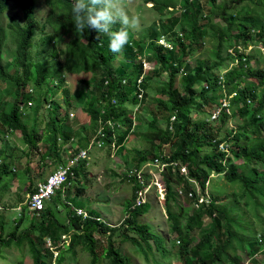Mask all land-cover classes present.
I'll return each instance as SVG.
<instances>
[{
  "label": "trees",
  "instance_id": "obj_1",
  "mask_svg": "<svg viewBox=\"0 0 264 264\" xmlns=\"http://www.w3.org/2000/svg\"><path fill=\"white\" fill-rule=\"evenodd\" d=\"M9 1L0 0V18ZM17 1L24 22L21 23L13 19L12 16H7L6 13L3 19H8L7 23L4 25L3 20L0 22V82H5L8 79L14 83V89L11 93L13 94L12 102H5L0 91V136L3 129L10 133L19 131L24 144L29 145V148L34 145L37 137V117L34 115H36L37 110L34 111L33 107H29L31 115L34 116L31 119L33 125L29 126L30 116L21 109L22 105L36 101L33 97L34 91L26 92L25 89L31 80H33V85L37 87H41L46 78L54 80L57 89L61 91L63 103L65 106H69V90L64 85V73H90L91 80H88L89 77H80L81 81L85 83L87 91L80 92L78 100L84 106L82 111L89 116L91 121L89 129L93 133L97 129H101L108 146H110V138L115 130L118 131L113 140L116 146L121 144V140L131 133L130 120L127 116L128 111L125 108L126 104L134 106L139 104L147 98L148 91H153L162 97L161 99H152L156 107V115L153 114L150 119L144 122L147 131L142 133L149 147L143 154H136L139 156L136 166L140 165L148 155L160 157V151L165 143H170V146H172L173 154L169 156L172 162L169 169L155 173L154 176H157L158 184L161 185L164 192L165 212L171 223V234L179 240V243H181L179 245L183 250L188 235V232L185 231L184 216L186 212H189V208L178 202L177 188L179 185L183 184L184 189L193 190V184L190 181V179H193L203 193L205 181L210 171L221 172L223 170L229 180H239L247 195L250 194L252 198H255V195L259 194L264 197V174H258L257 169L252 166L250 175H246L234 166L236 160H242L243 158L254 162L255 160L262 161L255 147H246L241 144V140L246 139L248 136L237 135L238 139L232 148L234 159L230 158L223 164L218 160L220 153L203 157L198 155L202 143H213L212 140L217 137L216 132L219 131V127L215 128L214 132L209 126L193 124L191 120L193 108L202 109L203 104L217 102L220 95V82L214 71L229 60V57L223 54L225 47L233 41L246 40L247 27H243L240 19L235 14H228L223 7H220L223 19L228 25L227 30L223 32V36H219L207 56L195 57L194 61L189 62L188 58L193 56L196 50H208L209 47L203 45V31L200 28V8L193 1L183 0V10L174 15L176 10L172 9L171 16L167 17L165 21L161 20L159 24L160 31L173 33L177 44L176 51H164L154 42L153 39L158 36V31L155 30L158 23L153 22L150 24L149 29L144 30L145 34H136L130 31L129 43L120 52L121 61L113 66L111 61L115 59V53L109 50L110 37L108 34H97L92 30H85L80 34L75 30L72 22V0H41L42 2L39 5V0H37L36 5L35 0ZM159 2V0H155L154 7L161 16L166 6L164 4L158 5ZM122 3L124 5L125 1L122 0ZM41 6L46 7L45 22L50 28L47 32L43 24L38 25L36 11ZM128 13L138 15L135 12ZM177 21L178 30L182 31L184 39L188 40L187 44L182 39L177 38L173 31ZM119 27L120 25H115L113 30H117ZM63 29L68 30L69 33L68 38L61 42L58 35ZM37 31L39 37L35 39ZM204 35L209 36L208 34ZM8 36L15 40V46L11 48H5L4 46V41ZM44 45H50V57L54 58L61 55L64 57V63L56 68H51L40 60L43 58L39 59L38 49ZM193 48L194 51H192ZM143 59L154 62L151 69L145 74L143 73ZM249 59L250 56H246L245 62L240 60L237 68L228 72L224 83L228 93L236 92L240 99H249L255 113L264 114V86L258 92L259 100H254L256 97L251 85L247 84L241 89L238 87V84L242 82V76L254 77L259 83L263 82L264 84V68L257 65L249 66ZM178 74L179 84L177 86ZM139 77L140 81L137 83ZM203 83L207 84V89L202 86ZM139 90L142 91L140 100L137 99ZM43 101L45 102V99H42ZM197 101L200 102L197 103ZM45 103L47 104V101ZM105 104L107 105L105 106ZM111 104H116L119 107H114ZM47 108L52 110L54 120L47 119L44 128V132H47V134L44 135V141L47 139L52 143L53 148H56V135L60 131V126L57 125L58 130L56 131L54 121L60 124L63 119L58 120L59 107L54 102L50 101ZM240 114H247L246 104L244 109L240 110ZM259 119L260 116L258 119L252 116V123L248 125L251 136L257 140L259 139L257 133L264 128V123H261ZM138 120L140 121V117ZM118 123H123L124 129L122 131L118 130ZM162 123H165V128H161ZM62 134L64 133L62 132L60 135ZM63 139L67 140L68 135L65 134ZM84 140H87V138H84ZM219 141L220 139H216L213 144L216 145ZM258 148L264 152V143L260 144ZM14 150L11 147L9 148L10 153H13ZM4 151L7 152V147L0 150V157L7 155L4 154ZM182 163L187 166V176L181 173ZM80 164L77 163L72 168V174L75 173L77 176L75 168H78ZM0 165L1 185L2 178L9 176L7 174L9 162L6 159ZM79 171L81 170L79 169ZM68 177L69 175L63 178L59 188L68 187L66 184L69 183ZM129 179L136 181L135 188L145 187V183H138L135 173ZM6 182H9V179ZM7 185H2L0 192L6 190ZM32 185V182H30L26 188L32 191ZM134 196L135 194L130 201L125 200V208L134 209ZM193 197H196L195 193ZM187 199L193 201V199ZM173 208H176V211ZM144 209L143 203L135 210L137 214H141ZM231 210H233V205L224 204L222 200L213 199L207 205L203 204L200 208H193L191 212H202L210 218L211 229L208 235L197 240L203 242L208 240L210 234L214 233V229H218L219 240L222 241L217 247L218 253H230L228 263L239 264L242 261L241 251H244L248 257L254 253L255 248L259 245L248 250L251 246L252 235L236 221L235 215L230 214ZM96 214L95 212L91 213V215ZM53 216L54 211L49 206L31 216L32 221L26 234L31 235V231H36L34 236L27 239L33 260L32 264H51L49 251L44 246V239L49 238L54 244L58 241L60 235L68 234L69 244L67 248H69L77 237L76 232L81 233V236H79L81 248L87 250L92 261L98 259L92 230L97 226L101 228H97L98 232H105L106 229H102L104 225L101 222H96L95 219H89V217L81 219L70 212V223L63 226L57 219H52ZM188 219L192 222L194 216L191 215ZM223 221H226V223H223ZM132 222L139 240L143 243L147 244L149 240L153 243L159 242L158 235L154 234L145 222ZM13 240L18 243L21 242V238L16 237L14 233L8 235L5 239H2L0 235V244L3 246L10 245ZM179 253H181L179 256L187 264H196V258H199L200 262H210V258L204 252L197 253L194 246L191 252V254L196 255L194 258L187 255V251ZM201 253L204 254L203 257H200ZM103 256L110 260V264H132L127 256H122L117 252L111 240H108V244L104 247ZM61 260L62 256L59 254L55 258L56 264H60Z\"/></svg>",
  "mask_w": 264,
  "mask_h": 264
},
{
  "label": "rangeland",
  "instance_id": "obj_2",
  "mask_svg": "<svg viewBox=\"0 0 264 264\" xmlns=\"http://www.w3.org/2000/svg\"><path fill=\"white\" fill-rule=\"evenodd\" d=\"M124 7L127 12L137 13L140 17V28L136 31H131L136 34H145V28L149 26L152 22H157L158 20V10L155 9V0H124ZM158 5L178 6L181 5L183 0H159ZM42 1L39 0L38 5ZM207 2V0H204ZM221 2L226 13L236 14L243 27H248L249 31L256 26L259 20L264 17V0H217ZM154 3V5H153ZM37 0H35V5ZM37 5V6H38ZM17 0H10L5 8V11L1 15L0 22L3 20V24L7 23L8 19H3L5 13L7 16H12L13 19L18 20L23 23V14L21 15L20 9L18 8ZM46 7H40L36 11L38 25L43 24L45 31H49V25L45 22ZM216 18L215 21H218ZM236 21V20H235ZM69 31L66 29L61 30L58 35V39L63 42L68 38ZM39 32H36V36ZM209 39H206L204 44L209 47L208 50H196L193 56L188 58V61H194L195 57L207 56L210 48L213 46ZM5 48H11L15 46V40L8 36L4 41ZM193 49L192 51H194ZM51 51L50 45H44L42 48L38 49L39 59L45 62L49 67L56 68L64 63V57L59 55L54 58L50 57L49 53ZM7 53V52H5ZM250 60L248 62L249 66H259L264 68V59L261 57L257 49L251 51ZM121 61V53H115V59L111 61L113 66ZM90 73H64V85L69 90V106H65L62 100V94L60 89H56L54 86L55 81L46 78L41 84V87L33 85V80L29 82L26 92L29 89L33 90V97L35 102L33 103L34 111L37 110L36 125H37V137L34 145L29 148V145L24 144L21 139V133L19 131L10 133L3 129V134L0 138V150H3V144L5 146H10L11 149H15L13 153H10L9 149L7 153H10V161L7 174L10 176L2 178L1 185H7V190H2L0 192V230H2V235L15 230V223L21 214V203L26 199V194L29 190L26 188L30 181L34 184L38 179V173L46 171L45 167L49 169L58 163L54 158H51L53 153V146L48 142H45L44 128L47 123V119H53L54 114L52 110L47 108V104L50 101L54 102L58 107V120L63 119L59 122L54 121V126H56V131L58 130L57 125L60 126V131L58 133L55 144L60 150L67 148L73 153L76 149L87 148L88 145V157L82 162L78 168H75L76 174L69 175V183L67 188L60 187L55 191L53 199L50 202L47 201L46 205L49 206L54 211V216L52 219H57L63 226L69 224L70 212L75 215L80 216L81 219L88 218L95 219L96 222H101L102 229H106L105 232L100 233L97 231V227L92 230V237L95 240V247L98 252V259L92 261L85 249L81 248L79 243L80 232H76V239L73 241L71 246L64 249L58 240L56 243H52L49 239L50 247L58 245V249L55 250L54 255L62 253V260L60 264H110V260L103 256L104 247L108 244V240L113 242L116 247L117 252L122 256H127L132 264H187L183 258H181L182 251H187V255L195 257L196 255L191 254L193 246L197 249V253L204 252L207 257L210 258V262L202 261L199 258L195 259V262L199 264H229L228 256L230 253L220 254L217 251V247L222 243L219 240V230L214 229V233L210 234L208 240L201 241L197 240L200 237L207 236L210 229V218L204 215L202 212H191L193 208H200L203 204L207 205L213 199L218 201L222 200L224 204L233 205V210L230 211L231 215H235L236 221L252 235L251 246L248 250L253 249L256 245L264 242V197L259 194L252 198L250 194L247 195L242 187L239 180H229L224 172H216L214 170L210 171L209 176L206 181L205 187V198L200 202H194L192 200H187L183 195L178 197V202L187 206L189 212L185 213L184 216V226L185 231L188 232L186 237V243L184 250L181 248V243L177 238H174L171 234L170 221L165 212V202L163 199V191L161 185H156V177L154 174L156 172L163 170V164L158 158L157 161H147L140 164V166L135 169V164L138 162L139 156L136 154H143L149 147L148 142L143 138L142 133L146 132L144 122L150 119L153 114L156 115V107L153 98H162L160 95L153 91L147 92V98L140 102L139 109L133 114H127L130 119V134L126 135L122 140L121 144L114 145V137L110 138V145L108 147V142L104 139L105 135L102 133L101 129L98 130L97 135L100 134V140L96 144V139H94V134L89 133L88 130L91 126V121L89 116L82 111V104L78 100V94L80 92H85L86 85L81 81V78H87ZM164 77V74H163ZM162 77V79H163ZM91 80V77L88 78ZM254 81L253 79H251ZM179 84V74L177 75L176 85ZM14 89V83L10 82L8 79L5 82H0V91L5 102H12V91ZM42 99L47 101L42 102ZM200 101H197L199 103ZM107 104H105L106 106ZM26 110V113L30 116L29 126L33 125L31 110L22 108ZM211 107H203L202 109H192L191 120L193 124H205L209 126L212 130L217 127L215 122H210L208 120ZM252 110L248 113V118L250 117ZM47 114V115H46ZM48 116V117H47ZM140 117V121L137 122V117ZM233 121L237 126L241 120L237 116L236 112H233ZM261 123H264V114L260 113ZM137 123V124H136ZM63 124H66L63 126ZM136 124V126H135ZM161 128H165V123H162ZM118 130H123V123L117 124ZM227 129L221 126L219 129L220 137L224 136ZM67 134L68 139L64 140L60 134ZM7 134V135H6ZM248 134V132H246ZM41 136V137H40ZM258 140L255 137L247 138L241 140V144L246 147H255L257 152L260 154L262 161H249L248 159L236 160L235 168L243 173L250 175L251 167H255L259 174H264V152L259 150L258 146L264 143V128L262 131L257 133ZM88 144L85 147L80 146L82 138H88ZM226 142L216 147L213 143H202L198 150L199 157L205 155L212 156L218 153L219 150H224L225 154L220 155L218 160L226 162V158L232 156L230 151V145L232 142L238 139L237 135L230 133L228 136H224ZM213 142V140H212ZM254 143V144H253ZM253 144V145H252ZM222 147V148H221ZM46 150V156L43 155L44 150ZM172 146L170 143H165L162 148L163 155L171 156L173 154ZM4 151V154H7ZM8 155V154H7ZM4 155L0 157V163H4V158L8 156ZM86 162V163H85ZM12 167L15 168L16 174L13 173ZM79 169L81 171H79ZM135 173L137 175L138 183H145V187L142 190L141 199H133L134 209L125 208V200L130 201L132 198L131 194L135 193L139 196L140 188H135L136 181L130 180L129 177ZM181 173L185 174V167H182ZM24 176V180L22 177ZM9 179V182H6ZM16 180V182H13ZM11 184H14L13 189H11ZM193 187V185H192ZM63 189V191H62ZM1 191V190H0ZM185 192H189L185 189ZM67 195L65 196V194ZM144 203L145 209L143 213L137 214L136 208L139 207L138 203ZM132 208V207H131ZM176 211V208H173ZM92 212L97 213L96 215H91ZM29 213V212H28ZM30 214V213H29ZM193 215L194 220L189 221L188 217ZM31 216V215H30ZM145 222L151 229V231L158 235L159 242L153 243L149 240L147 244L139 240L138 235L134 230L133 222ZM29 222V218L25 216V220L20 228L16 229L21 231ZM226 223V221H223ZM19 227V226H18ZM101 229V228H100ZM256 230V231H255ZM63 245L67 244V238L63 239ZM69 244V242H68ZM50 253V251H49ZM51 257L52 254L50 253ZM242 261L239 264H263L264 262V244L257 246L254 253L250 256H246L244 251H241ZM204 254L201 253L200 257ZM32 257L29 251V246L20 245L6 247L0 244V264H32ZM53 264H56L52 260ZM196 263V264H197Z\"/></svg>",
  "mask_w": 264,
  "mask_h": 264
},
{
  "label": "clouds",
  "instance_id": "obj_3",
  "mask_svg": "<svg viewBox=\"0 0 264 264\" xmlns=\"http://www.w3.org/2000/svg\"><path fill=\"white\" fill-rule=\"evenodd\" d=\"M172 9L176 10L174 12V15H175V13L177 12V9L173 6L170 8V12ZM71 12H72V16H73L72 22L74 24L76 31H78L80 34H82L85 30H92V31H95L97 34H100V33L108 34L110 37V39H109V50L113 53L121 52L123 50L124 46L129 43L130 30L136 31L140 28V17L138 15H130L127 12L126 8L124 7L122 0H72ZM115 25H120V27L117 30H113V26H115ZM173 31L175 32L177 38L182 39V41L185 44L188 43V40L184 39L182 31H179L178 28L175 26L173 28ZM258 33H259V35H258L256 40L246 39L244 41V40L240 39L238 41H233L232 43H230L228 46L225 47L223 54H225L227 57H229V60L227 63L219 66L214 71V72H216L215 74L217 75L219 82H220V95L218 96L217 102L202 105L204 108L208 107V106L211 107V111L209 113L207 121L215 122L216 124L221 123V124L217 125V127H219V129L221 128V126L224 128L226 127L227 131H226V133H224V136H228V135H230V133H233L234 135H238V134H241V136L247 135L248 136L247 138L253 137L250 134V130L248 128V125L250 123H252L251 122L252 116L255 119H258L260 114L255 113V111L253 109L254 107L250 103L249 99H240V97L236 94V92L228 93L226 90V85H225L224 81L226 79L228 72L237 68V66L240 63V60L245 62L246 56H250L249 54L251 53V51L253 49H257L258 52L260 53L261 57L264 59V28L262 30H260ZM38 37L39 36L35 37V39H37ZM206 39H209V37L203 35L202 36L203 44H204ZM153 40L164 51H169V50H175L176 51V49H177L175 37L173 36V33L170 31L162 32L159 30L158 36L156 38H154ZM153 64H154L153 61L143 59V73L144 74L147 73L151 69ZM244 73H245V70H244ZM241 79H242V82L240 84H238L239 89H241V87H243V86L245 87L247 84L251 85L252 89L254 91L255 97H256V99H254V100H259L258 99V92L261 90V87L264 86L263 82L259 83L254 77H249V76H242ZM251 79H253L254 81H252ZM139 81H140V77L137 79V83ZM28 85H26L25 89H27ZM54 86L56 87L55 83H54ZM202 86L205 87V89H207L206 83H203ZM56 89H57V87H56ZM28 92H33V90L29 89ZM141 96H142V91L139 90V92L137 94V99L140 100ZM45 102H46V100H45ZM245 104L247 105V114L242 115V114H240V110L244 109ZM32 105H33V103L28 102L27 105H22L21 109L24 107L26 109H29V111H30L31 109L29 107H33ZM111 105H113L114 107L118 106L116 104H111ZM139 105H140V103L136 104L135 106L126 104L125 106H126V109L128 111V114H133V113L137 112L139 109ZM250 110H252V113H251L250 117L248 118V113ZM22 111L26 112V110H22ZM233 112H236V114L240 118V120L242 119L241 122L237 126L234 124V121H233ZM137 117H139V116H137ZM138 121L139 120L137 118V122ZM136 124H135V126H136ZM130 126H131V122H130ZM98 130L99 129H97L94 133L92 132L91 129L88 130V134L89 133L94 134L93 138L96 139V141H95L96 144L99 142L100 134H101V132H100L99 136L97 135ZM120 131H122V130H120ZM213 131L215 132V127L213 128ZM237 131H238V133H237ZM246 132H248V134H246ZM216 133H217V137L215 139H213V143H214V140L220 139V141L217 142L216 145L214 144L216 147H218L223 142H226V139L224 138V136L223 137L219 136L220 135L219 131ZM88 139H89V137L87 138V140ZM81 140L82 141L80 142V146L81 147L87 146L88 141L84 140V138H82ZM45 142L52 144L47 139L45 140ZM234 143H235V141L232 142V144L230 145V151L231 152H232V148L234 146ZM55 147L56 148H53V151L55 149L57 150L56 160L58 162V165H56V167L54 169H52L51 171H48L45 174L46 176L48 173L53 172L58 167L63 166V165L65 166L68 163V160L76 158L77 154L79 152H84V154H85L84 157L76 158L74 163L72 165H70L68 170H67L66 177L68 175H73L72 174V168L74 166H76L77 163H82L87 159L88 148L90 146L88 145L87 148L76 149L73 153H71V151L68 150L66 147L63 148L62 150H60V148H58L56 144H55ZM46 150L47 149L44 150L42 156L43 155L46 156V154H47ZM160 152H161L160 157H151L150 155H148V156H146V158L143 160L142 163L146 162L145 160L151 162V161H157L158 158H160V160L163 164V167H164L162 171L168 170L170 165H171L172 160L169 159V156L163 155L162 149ZM218 153H220V155H224L225 151L222 149L221 150L218 149ZM62 154H64V159L61 162V155ZM7 156L8 157L4 158L3 161H5L7 159L8 162L11 164V161H10L11 155L8 154ZM230 158L234 159L233 152H232V156L226 158V162ZM243 159H247V158H243ZM238 160H241V159H238ZM219 161H221V160H219ZM226 162H222V163L225 164ZM236 162L237 161H235V163ZM142 163H140V164H142ZM139 166L140 165L136 166L135 169H137ZM182 167H185L186 173L184 174V176H187V174H188L187 166L182 163ZM250 167H252V166H250ZM45 168L47 169L48 167H45ZM12 171L14 174H16L15 168L12 167ZM156 173H158V172H156ZM46 176L44 177V179L39 180L36 183L35 188L32 191L27 192L26 199L24 202L22 199L20 200L22 209H21V214L19 215V218L17 219V222L15 223V230L7 233L6 235H2V230H0V235H1L2 239L7 238V236L12 234V233H14L16 237L21 238V242L18 243L15 240H13L11 242V244L6 245V247H10L12 245L19 247L21 244L28 246L27 239L29 237L34 236V234H36V231H31V230H30L31 235L26 234V231L29 230L30 223L32 221L31 216L34 215L37 211L43 210L47 206L46 205L47 201L50 202V200L54 197L55 191H57L59 189V185H58V187H56L53 190L52 195L43 202V207L41 209H35V210L31 209L28 206L26 200L28 199V196L30 195V193H32L33 191L36 190L38 183L41 181H44L46 179ZM155 177H156V185L158 187L157 176H155ZM190 181L193 184V190H189V192H185V189L183 188V184H181L177 188L178 195L179 196L183 195L185 199H187V198L193 199L194 202H198L199 200L201 202L203 200V198H205V189H204V192L202 193L199 190L197 182L193 179H190ZM206 181H207V179H206ZM206 181H205V187H206ZM140 184H142V183H140ZM143 188H140L139 196H136L135 193H132L131 196H133L135 194L134 198H136L138 200L141 199V194H142ZM194 193H195L196 197H193ZM163 199H164V192H163ZM140 204H143V203L139 202L138 206ZM133 205H134V202H133ZM27 208L31 211V214H30L31 216L30 215L28 216L29 222L23 229H21V231L18 232V230L16 231V229L17 228L19 229L20 226L23 224V222L25 220V215L23 216V213H25V210ZM167 222H170V221H167ZM65 236L67 238V244L63 245L62 241L65 238ZM44 240H45V244H44L45 248L48 251H50V253L52 254V257L50 255V258H51V264H53L52 260L55 261V258L59 254H61V256H62V253L60 252L57 256L54 255L55 250L58 249V245L51 248L50 247L51 245L49 243V238H46ZM58 240H60V243L63 246V248L67 249L68 242H69V235L68 234H66V235L62 234V235H60ZM263 244H264V242L261 243V245H263ZM259 246H260V244H259ZM86 252H87V250H86Z\"/></svg>",
  "mask_w": 264,
  "mask_h": 264
},
{
  "label": "crops",
  "instance_id": "obj_4",
  "mask_svg": "<svg viewBox=\"0 0 264 264\" xmlns=\"http://www.w3.org/2000/svg\"><path fill=\"white\" fill-rule=\"evenodd\" d=\"M190 1L195 2L196 6L198 8H200V28L203 31L202 35L208 34L209 35L208 36L209 37V41L208 42H210L214 46V43H216V41L218 40L219 36H223V32L227 30V26H228L227 22L223 19V15L221 14L220 7H223L222 3L221 2H217V0H207V2H204V0H190ZM174 7L177 9V12L175 13V15H177L179 11L183 10V3H181V5H179V7L177 5L176 6L174 5ZM170 8H171V6H166L163 14L161 16L158 14V20H157V22H155V23H158V24H157L155 30H157V31L160 30L159 24H160L161 20L165 21L167 17L171 16ZM233 15H234V13H233ZM236 17H238V16L236 15ZM216 18H219L218 21H215ZM263 21H264V17H262L261 20L258 21L256 26L252 29V32L249 31L250 26L247 27V29H246V32H247L246 39H250V40H256L257 39V37L259 35L258 32L264 28V22ZM149 26H147L145 28V30L149 29ZM175 27L179 28L178 21L175 24ZM202 57H204V56H202ZM125 108H126V106H125ZM65 125L66 124H63V126H65ZM224 130H226V127L224 128ZM116 133H118L117 130H115V132L112 134V137L115 136ZM62 135H60V136L62 138H64L65 134H62ZM3 147H7V150H8L10 146H5V144H3ZM108 147H111V145L108 146ZM56 153H57V150L55 149L53 151V154L50 157L54 158L56 160ZM63 159H64V154L61 155V162L63 161ZM56 165H58V163H56L50 169L47 168L45 172H43V171L39 172L38 173L39 179L32 185V188L34 189L36 183L39 180L44 179V177L46 176L45 174L48 171H51L52 169H54L56 167ZM262 170H264V169H262ZM258 174H259V171H258ZM22 179L24 180V176L22 177ZM13 182H16V180H13ZM30 182H32V181H30ZM13 187H14V184H11L10 188L13 189ZM27 209L25 210V213H23V216L25 215L26 217H28L31 214V211L29 209L28 210ZM263 232H264V230L262 232H259V233H263ZM260 246H261V244H260Z\"/></svg>",
  "mask_w": 264,
  "mask_h": 264
},
{
  "label": "built area",
  "instance_id": "obj_5",
  "mask_svg": "<svg viewBox=\"0 0 264 264\" xmlns=\"http://www.w3.org/2000/svg\"><path fill=\"white\" fill-rule=\"evenodd\" d=\"M84 155V152H79L76 158L84 157ZM76 158L69 159L65 166H60L53 172L48 173L46 179L38 183L36 190L30 193L26 200L31 209L35 210L43 207V202L52 195L53 190L66 177L69 166L74 163Z\"/></svg>",
  "mask_w": 264,
  "mask_h": 264
},
{
  "label": "bare ground",
  "instance_id": "obj_6",
  "mask_svg": "<svg viewBox=\"0 0 264 264\" xmlns=\"http://www.w3.org/2000/svg\"><path fill=\"white\" fill-rule=\"evenodd\" d=\"M0 167H1V165H0ZM28 210V209H27Z\"/></svg>",
  "mask_w": 264,
  "mask_h": 264
}]
</instances>
